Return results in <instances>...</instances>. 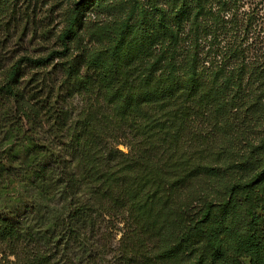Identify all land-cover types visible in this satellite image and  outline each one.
Returning a JSON list of instances; mask_svg holds the SVG:
<instances>
[{
    "label": "trees",
    "instance_id": "1",
    "mask_svg": "<svg viewBox=\"0 0 264 264\" xmlns=\"http://www.w3.org/2000/svg\"><path fill=\"white\" fill-rule=\"evenodd\" d=\"M236 5L78 0L37 56L0 0V264H264V70Z\"/></svg>",
    "mask_w": 264,
    "mask_h": 264
},
{
    "label": "rangeland",
    "instance_id": "2",
    "mask_svg": "<svg viewBox=\"0 0 264 264\" xmlns=\"http://www.w3.org/2000/svg\"><path fill=\"white\" fill-rule=\"evenodd\" d=\"M78 0H13L20 22L17 41L22 50L45 56L60 49L58 36L66 24V16ZM237 16L242 25L241 38L247 48V60L264 70V0H237ZM21 50V49H19ZM21 50V52H22ZM54 60V62H57ZM125 150L124 147H120ZM126 151V150H125Z\"/></svg>",
    "mask_w": 264,
    "mask_h": 264
}]
</instances>
